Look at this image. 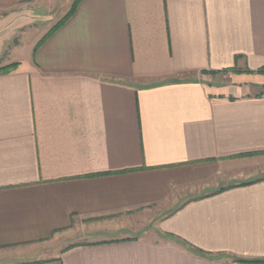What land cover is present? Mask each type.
<instances>
[{
	"label": "crops",
	"instance_id": "1",
	"mask_svg": "<svg viewBox=\"0 0 264 264\" xmlns=\"http://www.w3.org/2000/svg\"><path fill=\"white\" fill-rule=\"evenodd\" d=\"M21 261L264 264V0H79L0 71Z\"/></svg>",
	"mask_w": 264,
	"mask_h": 264
},
{
	"label": "rangeland",
	"instance_id": "2",
	"mask_svg": "<svg viewBox=\"0 0 264 264\" xmlns=\"http://www.w3.org/2000/svg\"><path fill=\"white\" fill-rule=\"evenodd\" d=\"M3 1L8 4L0 7V19H10L5 24L0 23V38H2L0 41L4 46L0 53V71L14 66L23 53L31 49L40 35L50 31L65 17L76 0ZM39 16H46V19H40ZM115 235L116 233L107 232L100 237H116ZM76 237L79 236L74 234L72 238ZM15 263L25 264L27 262Z\"/></svg>",
	"mask_w": 264,
	"mask_h": 264
},
{
	"label": "trees",
	"instance_id": "3",
	"mask_svg": "<svg viewBox=\"0 0 264 264\" xmlns=\"http://www.w3.org/2000/svg\"><path fill=\"white\" fill-rule=\"evenodd\" d=\"M78 1L79 0H76L74 3H73V5H72V7H71V9L68 11V13L65 15V17L62 19V20H60L55 26L57 27L67 16H69L72 12H73V10H74V7L76 6V4L78 3ZM54 26V27H55ZM52 30V29H51ZM12 67H14V66H12ZM11 67V68H12ZM10 68V69H11ZM6 70H9V69H6ZM6 70H1V71H6ZM242 184H245V183H242Z\"/></svg>",
	"mask_w": 264,
	"mask_h": 264
}]
</instances>
